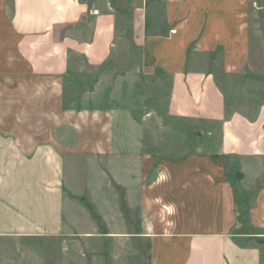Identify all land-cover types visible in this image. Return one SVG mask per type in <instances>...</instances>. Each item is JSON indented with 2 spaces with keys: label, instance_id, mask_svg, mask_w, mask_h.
Wrapping results in <instances>:
<instances>
[{
  "label": "crops",
  "instance_id": "1",
  "mask_svg": "<svg viewBox=\"0 0 264 264\" xmlns=\"http://www.w3.org/2000/svg\"><path fill=\"white\" fill-rule=\"evenodd\" d=\"M262 13L258 0H0V238L133 242L114 264H264V95L229 112L217 81L240 76L251 94ZM132 60L171 86L122 132L141 86L127 107L80 98ZM169 117L198 126L194 151Z\"/></svg>",
  "mask_w": 264,
  "mask_h": 264
},
{
  "label": "rangeland",
  "instance_id": "2",
  "mask_svg": "<svg viewBox=\"0 0 264 264\" xmlns=\"http://www.w3.org/2000/svg\"><path fill=\"white\" fill-rule=\"evenodd\" d=\"M260 7L263 10V13L260 15L259 21L262 25V37L263 42L262 46L259 48V53L264 57V0H258ZM128 52L133 56L136 55L138 58L142 53V50H138L131 45H128ZM264 59V58H263ZM136 63L132 60L129 63H126L123 67H116L112 69L110 73L104 72L97 77H95V94H84L80 100L84 102H110L112 103L114 97H118L122 103H125L124 107L128 106L131 100V96H136L133 94L132 86L139 87L141 86V94H138V99L133 98L134 102L130 105L132 110H127L123 107L122 110V119L125 125H122V132H130V127H134L135 122L140 121V117L146 110L153 105L154 103H161L166 101L167 91L171 86V79L169 76L163 73L155 74L152 79L147 78L143 79L142 72H139V67L136 68ZM261 76L258 78H253L251 94H247V84L242 83L240 76H229V75H219L218 83L223 92L225 93L227 99L228 111L231 112L240 107L243 101H258V95H264V60L260 66ZM124 81V82H123ZM247 83V79H246ZM124 87L127 90V93L122 91L118 94L115 90H119L120 87ZM147 86L151 90H146ZM104 87L105 94H101L99 91L100 88ZM245 91V94L244 92ZM92 92V90H91ZM260 93V94H259ZM90 97V98H87ZM264 100V98H262ZM131 100V101H132ZM136 101V102H135ZM161 110L159 113L161 114ZM164 112V111H163ZM158 113V111H157ZM160 117L166 118V115ZM137 120V121H136ZM166 120V119H165ZM132 123L134 126H131ZM168 130L171 136L177 135L180 136L185 144V148L181 150H195L193 146L194 132L199 130L193 121L189 120H180L177 118L169 117L168 121ZM166 124V121L164 125ZM143 128V125L136 124ZM152 128V127H151ZM145 127L142 129L144 131ZM162 130L165 133V126H160L155 124L154 131ZM185 139V140H184ZM177 143L170 144L171 155L170 159L173 160L184 153V151H179L180 154H174L172 150L177 149ZM184 147V146H183ZM193 151H190L191 154H194ZM228 168H233V160L229 159L226 161ZM86 166L83 162L81 168H75L74 171V180L72 181L73 189L77 200H81L85 179V170ZM236 176V175H235ZM234 176V177H235ZM237 178V177H236ZM235 178V179H236ZM81 207L75 206V210L82 212V209H85L82 205ZM81 223H78L80 225ZM141 227V226H140ZM76 232H81L82 228L80 226L75 229ZM79 235L73 237H61V238H52V239H4L0 238V264H114L112 252L113 249L117 248L116 255L121 256L120 260H126V254L120 253V249H127L128 247H135L133 242L125 241L121 244L111 242L110 239H102L99 237L87 238L78 233ZM122 246V247H121ZM124 246V247H123ZM118 247L120 249H118ZM131 250L129 249L128 252ZM112 259V260H111Z\"/></svg>",
  "mask_w": 264,
  "mask_h": 264
},
{
  "label": "trees",
  "instance_id": "3",
  "mask_svg": "<svg viewBox=\"0 0 264 264\" xmlns=\"http://www.w3.org/2000/svg\"><path fill=\"white\" fill-rule=\"evenodd\" d=\"M233 177H234V175H233Z\"/></svg>",
  "mask_w": 264,
  "mask_h": 264
}]
</instances>
